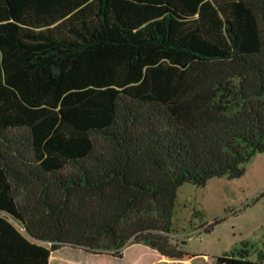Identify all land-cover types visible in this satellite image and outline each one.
Segmentation results:
<instances>
[{"label": "trees", "instance_id": "1", "mask_svg": "<svg viewBox=\"0 0 264 264\" xmlns=\"http://www.w3.org/2000/svg\"><path fill=\"white\" fill-rule=\"evenodd\" d=\"M257 152L264 0H0V264L129 243L189 261L168 238L177 189Z\"/></svg>", "mask_w": 264, "mask_h": 264}, {"label": "rangeland", "instance_id": "2", "mask_svg": "<svg viewBox=\"0 0 264 264\" xmlns=\"http://www.w3.org/2000/svg\"><path fill=\"white\" fill-rule=\"evenodd\" d=\"M9 221L24 233L17 221ZM215 221L219 222L205 232ZM168 238L174 245L184 242L182 250L195 256L186 262L173 261L144 244L129 243L117 258L65 245L51 252L49 264H213L211 258L240 249L242 242L255 261L257 253L264 251V153L253 154L240 177H213L201 187L181 185Z\"/></svg>", "mask_w": 264, "mask_h": 264}, {"label": "crops", "instance_id": "3", "mask_svg": "<svg viewBox=\"0 0 264 264\" xmlns=\"http://www.w3.org/2000/svg\"><path fill=\"white\" fill-rule=\"evenodd\" d=\"M211 259H213V264H215V257H213V258H211Z\"/></svg>", "mask_w": 264, "mask_h": 264}, {"label": "bare ground", "instance_id": "4", "mask_svg": "<svg viewBox=\"0 0 264 264\" xmlns=\"http://www.w3.org/2000/svg\"><path fill=\"white\" fill-rule=\"evenodd\" d=\"M80 255V254H79ZM76 257H78L79 258V256H76Z\"/></svg>", "mask_w": 264, "mask_h": 264}]
</instances>
